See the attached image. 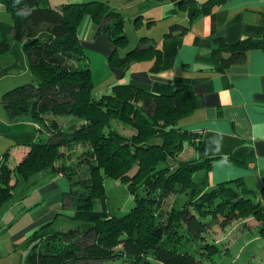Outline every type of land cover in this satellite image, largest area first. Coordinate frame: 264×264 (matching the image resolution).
<instances>
[{
	"label": "trees",
	"instance_id": "1",
	"mask_svg": "<svg viewBox=\"0 0 264 264\" xmlns=\"http://www.w3.org/2000/svg\"><path fill=\"white\" fill-rule=\"evenodd\" d=\"M1 1L12 22L0 24V52L11 40L20 41L33 78L2 94L0 103L11 123H0V133L23 130L30 121L37 139L13 166L9 151L2 154L0 207L12 197L17 179L48 169L68 180L69 190L62 197L72 208L91 213L86 219L66 215V225L59 214L33 231L26 240L27 264H91L121 257L123 264H203L207 256L220 252L218 244L205 241L202 234L213 221L227 225L253 216L264 235V205L241 178L206 188L213 163L225 157L211 140L179 125L202 105L189 84L155 94L117 83L109 93L93 95L89 59L78 35L83 18L89 17L98 32L109 36L112 67L126 68L146 52L137 47L118 55L128 44L118 11L101 0L56 6L48 0ZM214 2L206 1L196 14L209 12ZM177 29L186 27L174 24L165 36L172 37ZM147 42L143 37L139 46ZM260 47L264 37L224 46L228 53L223 64L242 62L248 50ZM58 117L71 118L65 129ZM186 145L196 151L194 157L181 158ZM198 171H204L205 185L195 180ZM107 178L123 184L133 204L122 213L108 209L101 217L94 212L97 199L107 200ZM169 196L174 199L167 207Z\"/></svg>",
	"mask_w": 264,
	"mask_h": 264
},
{
	"label": "crops",
	"instance_id": "2",
	"mask_svg": "<svg viewBox=\"0 0 264 264\" xmlns=\"http://www.w3.org/2000/svg\"><path fill=\"white\" fill-rule=\"evenodd\" d=\"M84 1L89 0H48L51 6ZM101 1L124 19L128 44L119 48L118 55L124 56L126 51L137 47L146 52L126 68L112 67L108 62L113 49L109 36L98 32L89 17L83 18L78 35L89 59L91 76L96 71L104 78L93 95L109 93L117 83H129L155 94L170 93L175 84H189L200 95L202 105L181 119L179 125L201 130V137L211 140L216 152L225 157L213 163L209 184L241 178L264 205V48L248 50L242 62L223 64L228 53L224 46L264 37V0H215L209 12L197 14L196 10L208 0ZM11 22V15L0 0V24ZM174 24L186 29L173 30L172 37L165 36ZM143 37L148 42L139 46ZM0 70L3 71L0 99L5 91L32 80L29 60L20 41L11 40L8 49L0 52ZM70 119L58 117L63 121L62 129ZM0 123H11L1 103ZM33 126L27 121L23 130L0 133V161L6 150L12 166L25 156L27 144L37 139ZM229 155L235 159H228ZM45 171L52 178L46 190L23 195L18 193L20 179H17L12 197L0 207V264H27L30 249L27 238L59 214L80 219L91 215L73 209L70 200L62 197L65 191L57 197V182L67 183L68 191V180L62 174ZM99 199L96 205L101 211L96 208L94 213L103 217L108 213L106 199Z\"/></svg>",
	"mask_w": 264,
	"mask_h": 264
},
{
	"label": "rangeland",
	"instance_id": "3",
	"mask_svg": "<svg viewBox=\"0 0 264 264\" xmlns=\"http://www.w3.org/2000/svg\"><path fill=\"white\" fill-rule=\"evenodd\" d=\"M92 76V79H94L93 92L95 94L100 87L99 83L102 82L104 78L101 73L96 71ZM28 80H30V78H28ZM58 123L61 125L63 121L58 120ZM180 154L181 158L187 159L194 157L196 151L191 146L186 145ZM45 170L37 171L26 177L20 178V182L17 185L18 193L31 195L33 193H42L46 190V188L49 187L48 181L52 178H50L48 173H45ZM203 174L204 171L195 173V180L200 182L198 184L203 183ZM104 185L107 196V211L110 209L112 212L122 213L124 210L130 208L133 204V199L129 196L123 184L118 180L107 178ZM203 185H205V183H203ZM209 186L211 185H207L206 188ZM56 189V195L60 198L61 193L67 189V183L65 184L62 180L57 182ZM173 199L174 196H169L167 198V207L170 206ZM99 200L100 199H97L96 204H99ZM97 210L101 211V207H97ZM64 220H66L65 217ZM67 223H70V220H66L65 225ZM61 224H64V221ZM259 224L260 222L253 216L238 217L227 225H220L219 222L215 221L209 223L202 233L203 237L207 242L217 243L220 247V252L207 256L202 263L264 264V235L259 232ZM116 251L117 250H115V252ZM91 264H123V259L121 257L110 261L92 262Z\"/></svg>",
	"mask_w": 264,
	"mask_h": 264
},
{
	"label": "built area",
	"instance_id": "4",
	"mask_svg": "<svg viewBox=\"0 0 264 264\" xmlns=\"http://www.w3.org/2000/svg\"><path fill=\"white\" fill-rule=\"evenodd\" d=\"M196 133H198V134H200L201 135V130H197V131H195Z\"/></svg>",
	"mask_w": 264,
	"mask_h": 264
}]
</instances>
